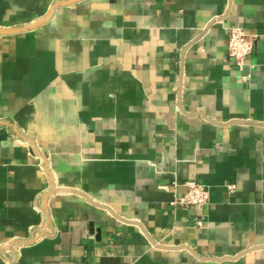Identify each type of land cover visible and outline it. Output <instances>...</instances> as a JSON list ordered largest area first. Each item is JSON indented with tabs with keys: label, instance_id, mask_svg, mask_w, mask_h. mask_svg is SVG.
<instances>
[{
	"label": "crops",
	"instance_id": "0c3cea01",
	"mask_svg": "<svg viewBox=\"0 0 264 264\" xmlns=\"http://www.w3.org/2000/svg\"><path fill=\"white\" fill-rule=\"evenodd\" d=\"M0 264H264V0H0Z\"/></svg>",
	"mask_w": 264,
	"mask_h": 264
},
{
	"label": "built area",
	"instance_id": "2783aa9c",
	"mask_svg": "<svg viewBox=\"0 0 264 264\" xmlns=\"http://www.w3.org/2000/svg\"><path fill=\"white\" fill-rule=\"evenodd\" d=\"M227 46L229 55L235 60L236 65L242 68L252 48V36L242 27H231L228 29ZM184 187V192L174 194L169 203L170 205H179L183 207L193 206L199 208L208 203L209 191L205 186L192 180L187 181ZM226 188L229 193H232L235 189V185L234 183H226ZM197 224L200 225V221H197ZM30 233L33 238L45 235V232L38 228H32Z\"/></svg>",
	"mask_w": 264,
	"mask_h": 264
},
{
	"label": "water",
	"instance_id": "95a60500",
	"mask_svg": "<svg viewBox=\"0 0 264 264\" xmlns=\"http://www.w3.org/2000/svg\"><path fill=\"white\" fill-rule=\"evenodd\" d=\"M97 231V230H96ZM90 232H95V229H92V226L90 224Z\"/></svg>",
	"mask_w": 264,
	"mask_h": 264
}]
</instances>
